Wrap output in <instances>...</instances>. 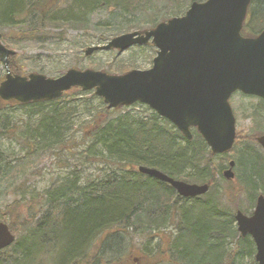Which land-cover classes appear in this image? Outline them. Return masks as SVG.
Here are the masks:
<instances>
[{"label":"trees","instance_id":"obj_1","mask_svg":"<svg viewBox=\"0 0 264 264\" xmlns=\"http://www.w3.org/2000/svg\"><path fill=\"white\" fill-rule=\"evenodd\" d=\"M199 1L0 0V41L14 48H21V43L63 41V31L87 33L91 17L106 11L125 18L121 27L110 29L112 36L152 29L160 22L185 15L189 6ZM106 26L113 27L110 23ZM263 30L264 0H253L243 33L256 37ZM133 68L134 65H120L113 71L122 74ZM10 69L14 74H28L27 65L13 60ZM80 93L74 91L50 102L16 107L0 101V137L21 142V135L12 132L17 129L16 123L7 114L8 110L19 108L31 119L24 128L20 127L26 152L22 160H32L48 151H58L59 155L68 144L67 130L71 126L70 110H63L68 107L64 103L73 102ZM259 105H264V101L260 100ZM262 110L249 114L255 127L252 132L247 130L246 136L238 137L235 148L236 171H240L237 181L244 186L251 207L260 194L264 195V153L255 141L264 135V106ZM104 113L106 119L97 118L91 130L84 132V139L90 138L92 143L83 154L108 160L115 167L94 181L83 176L80 165L74 164L68 177L57 178L46 191L39 193L31 187L19 190L21 198L7 207L4 218L19 240L61 234L67 259L64 264H127L110 237L131 230L147 234L145 257L163 256L162 261L151 264H258L253 239L249 235L243 237L237 229L235 215L241 210L238 201L226 202L216 192V196L211 194L217 175L226 181L222 172L229 167L232 156L212 155L196 131L189 141L154 111L143 118L121 115L122 111L107 107ZM245 154L251 155L253 162ZM140 166L158 169L173 179L209 184L210 191L202 197L182 198L169 184L140 173ZM18 175L14 162L0 158V193L4 183L14 181ZM130 187L135 190L129 191ZM170 226L174 230L163 244L162 236L156 234ZM20 251L15 248L19 256Z\"/></svg>","mask_w":264,"mask_h":264},{"label":"water","instance_id":"obj_2","mask_svg":"<svg viewBox=\"0 0 264 264\" xmlns=\"http://www.w3.org/2000/svg\"><path fill=\"white\" fill-rule=\"evenodd\" d=\"M252 2H193L184 16L150 30L125 33L85 51L90 57L99 51L125 52L136 46L151 45L157 50L150 69L124 74L76 68L58 78L14 74L10 58L17 51L0 41V63L6 70L0 83V101L16 107L50 102L74 91H94L108 110L146 105L189 141L193 139L192 129H196L212 155L229 153L237 140L231 97L240 92L264 100V30L256 37L243 33ZM258 143L264 149V136ZM233 167L234 162L224 173L228 180L235 177ZM138 170L168 183L184 198L203 196L210 189L207 184L175 180L158 169L140 166ZM236 223L243 237L253 239L256 262L264 264V196L258 198L253 215L239 211ZM14 242L9 226L0 223V253Z\"/></svg>","mask_w":264,"mask_h":264},{"label":"rangeland","instance_id":"obj_3","mask_svg":"<svg viewBox=\"0 0 264 264\" xmlns=\"http://www.w3.org/2000/svg\"><path fill=\"white\" fill-rule=\"evenodd\" d=\"M201 1L206 0H200L199 2ZM124 19L125 18H122L119 13L107 11L96 13L91 17V26L87 33L81 30H68L63 31V36H65L63 41L59 39L48 40L43 44L38 42L21 43V48L9 47L16 50L18 54L10 59L17 64L23 66L27 65V73L36 72L51 78H58L63 72L73 68L79 70L92 69L113 75L121 74L120 72L115 73L113 71L120 65H134L135 68L133 69L148 70L152 67L153 59L156 56V50L154 48L134 47L123 53L116 51H99L90 57H87L85 54L88 48L104 46L113 39L115 36H112V31L110 29L114 30L117 27H121ZM108 23L112 24L113 27H107L106 24ZM149 28L150 27L135 29L131 32L142 31ZM59 32L60 31H55V33ZM55 33L53 32V34ZM153 49L155 51H153ZM112 64H117L119 66L116 67V65ZM5 76L6 70L0 63V79H5ZM259 102L257 97H245L240 93L236 94L230 100L233 109H235L237 113L238 127H240V129L243 128L246 131L249 130L252 132V129L255 127L254 120H249L248 117L250 113L254 112L253 109L255 106L259 105ZM64 105L68 107L64 106V108L62 106L63 110L69 109L71 111H69L71 114V126L67 130L68 144L63 147L59 155H57L58 151H48L46 154L40 153L42 155H38V157L32 160H22L26 152L24 153V148L21 144L23 136L21 134L22 130L20 129L22 125V128H24L31 119L28 113L22 109L14 108L8 110L7 114L14 121V124L16 123L15 127L17 128L16 130H11L21 135V142L19 143L6 136H1L0 158H5L8 161L14 162L19 170V175L14 181L9 183L5 182L4 186H2L1 190L3 193H0V223L7 224V222H5L6 220L4 221V218H6L5 215L8 212L7 207L18 200V198H21V194L18 191L23 188L31 187L33 191L39 193L46 191L57 178L68 177L74 164L80 165L83 176L86 175L88 179L94 181L106 176L105 171H109L110 168L115 167V164L108 160H100L92 157L90 154L89 156L83 154V151L92 143V139H84V132L91 130L93 122L97 118H101L102 120L106 119V114L104 113L106 105L102 99L97 97L94 91L84 92L77 94L73 102L64 103ZM118 110L122 111L121 115L130 114L133 118L149 117L152 113L149 107L142 104H136L132 107ZM18 138H20V136ZM235 154H233V156H235ZM244 156L251 158L249 159L250 161L253 160V157L249 154H245ZM217 162H219V160H217ZM239 173L240 171L238 169L237 175ZM216 179L211 194L216 192L217 195L226 202L233 201L236 203L238 201L237 204L241 208V211L250 215L253 209L248 205V194L244 187H242V185L240 186L238 181L237 183H228L222 180L219 175L216 176ZM24 183H26V187H23ZM130 190L135 189L130 187L129 191ZM216 193L214 196H216ZM13 212L14 209H11L10 213ZM27 217L32 220L31 216ZM20 223L21 221H19V225ZM173 230V227L170 226L165 230L162 229L158 231L156 235L160 234V236H162L161 241L164 244V242L168 241L169 235H171ZM166 237L168 238L166 239ZM16 238V243L0 256V264H64L63 262H67L63 254L64 246L62 247L63 244L60 243L63 239L61 234H57L56 236L51 234V237L45 238L30 236L24 239L21 238L22 240H19V236L17 235ZM110 240L111 244H116L115 250L121 249L118 251V254L127 259V264H151L154 261L158 263L163 260V256H157V258L152 256L145 257L143 247L147 243V234H138L130 230L128 233H114L110 237ZM158 240L159 239L155 238V243L158 242ZM17 243L22 245L21 251L19 252L20 256L18 253H15V248L16 252L18 249Z\"/></svg>","mask_w":264,"mask_h":264},{"label":"flooded vegetation","instance_id":"obj_4","mask_svg":"<svg viewBox=\"0 0 264 264\" xmlns=\"http://www.w3.org/2000/svg\"><path fill=\"white\" fill-rule=\"evenodd\" d=\"M236 95V94H235ZM234 95V96H235ZM233 96V97H234ZM245 97H249V96H246V95H244ZM232 97V98H233ZM231 98V99H232ZM259 99V98H258ZM260 100H262V99H259V101ZM262 101H264V100H262ZM231 107H232V110H233V113H234V116H235V119H236V128H237V139H238V137L240 136V135H242V136H246V134L248 133V132H246V130L245 129H240V127H238V118H237V113L235 112V109H233V106H232V104H231ZM258 108H260L261 110H262V108H263V106H260V105H258V106H255L254 107V111H256ZM263 111V110H262ZM248 119L250 120H253L251 117H248ZM194 131H196V129H192V134H193V138H194ZM196 133H197V131H196ZM261 136H264V135H260V136H257L256 138H255V141H256V144H257V146H258V149H260V151H262L263 153H264V149H263V147L258 143V139H259V137H261ZM193 140V139H192ZM247 142V141H246ZM236 143H237V140H236ZM236 143H235V145H234V148L232 149V151H230L229 153H226V154H222V155H225V156H232L233 158L229 161V167L228 168H226V169H224L223 170V177H224V179L226 180V181H228V182H231V183H237V180H238V175H237V171H236V160H233V159H235L234 157H236V155L238 154V152H237V149H235L236 148ZM210 150V149H209ZM236 153V154H235ZM233 154H235V156H233ZM215 156V155H214ZM232 162H234V167H233V172H234V174H235V177H234V179H230V180H228V179H226L225 178V176H224V173L228 170V169H230V166H231V163ZM234 185V184H233ZM242 187H244L243 185H242ZM261 195H259L258 197H257V200H256V205H257V201H258V198L260 197ZM247 197H248V195H247ZM256 205L255 206H252L251 207V209H253V211L252 212H254V210H255V208H256Z\"/></svg>","mask_w":264,"mask_h":264},{"label":"bare ground","instance_id":"obj_5","mask_svg":"<svg viewBox=\"0 0 264 264\" xmlns=\"http://www.w3.org/2000/svg\"><path fill=\"white\" fill-rule=\"evenodd\" d=\"M160 182H161V181H160ZM163 183H165V182H163ZM166 184H168V183H166ZM175 191H176V190H175ZM176 192H177V191H176ZM177 194H178V192H177ZM178 195H179V194H178ZM179 196H180V195H179ZM180 197H182V196H180ZM182 198H184V197H182ZM17 245H18V246H17V247H18V249H17V250H19V251H20V249H21V248H20V247H21V244H19V243H18Z\"/></svg>","mask_w":264,"mask_h":264}]
</instances>
